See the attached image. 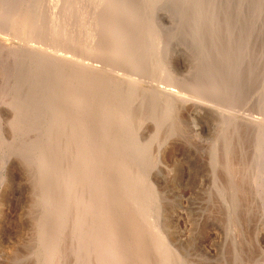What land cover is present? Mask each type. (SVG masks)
Instances as JSON below:
<instances>
[{"label": "rangeland", "instance_id": "374dc122", "mask_svg": "<svg viewBox=\"0 0 264 264\" xmlns=\"http://www.w3.org/2000/svg\"><path fill=\"white\" fill-rule=\"evenodd\" d=\"M75 1L77 0H0V24H3L0 25V46L6 48L4 50L0 48V57H2L0 58V264H77L79 258L83 260L80 264H111L112 259L115 260L114 256L121 259L120 264H144V262L145 264H264V0ZM126 9L127 11H125ZM53 14L54 16H52ZM56 16L59 18L57 19ZM64 19L71 22L66 23ZM80 22L81 24L83 22L82 26L85 27L92 23L86 29V32L89 31L86 33L87 36L89 34L102 37L101 34H105V32L110 34V37L105 34L109 39L103 37L107 42L100 38L102 40H99L96 46L103 51V54H109L108 51L119 49L118 45L125 51L126 44L132 38L133 43L130 41L132 45L131 43L130 46L128 45L130 48L127 47L125 52H121L123 59L122 57L118 59L119 62L127 61V65L129 63L127 56L133 52L135 47L136 50L137 48L143 50L145 42L147 47L149 46L145 51L137 50L138 54L144 52L143 60H146L140 61L142 60L141 54L140 56L137 54L135 57L136 60L139 58L137 61L140 62V64H136L137 68L144 70L146 67L152 71L144 72L146 74L145 82L141 79H139L140 82L133 81L139 86H136V90L130 94V97L125 99L126 93L124 90H120L122 88L118 87L119 89L116 88L117 90L114 91L111 87L113 86L112 80L104 79L114 75L118 79H123L122 81L126 80L124 74L128 67L125 65L126 63L122 66L124 71L117 70L115 74L106 72L105 75L108 73L106 77H104L105 75L102 77L105 83L102 86L99 85V82L98 85H95L101 90L98 91L95 87L96 91L93 90L95 91L92 92L93 94L89 89H92L94 87L92 84L97 81H94L89 73L95 71L96 67L93 69L86 67V70L80 73L77 72L78 68L74 69V67L81 66L83 62H88L87 59H80V63L83 61L80 64L79 58H72L69 56L70 53L65 54V51L69 49V44L73 43V39L72 41L70 38L68 44L66 41L65 48L57 40H65L64 38L67 36H64L65 31L71 26L76 29L73 34L80 33V35L77 34V37L82 39V36H85V33L83 34L85 27L83 28ZM79 25L84 30L83 35H81L82 29ZM63 26H66L67 29L65 30ZM78 27L81 31L78 30ZM113 27L118 30L115 34L113 33L116 31L112 33ZM63 30L64 35H62ZM137 30H139L138 33H136ZM34 31H39V34ZM148 31L150 34L153 32L152 35L147 33ZM13 32L23 35L19 34V37H16L17 40H15L16 38L12 41L7 40V47H4L2 37H7L8 33L12 35ZM121 32H124L129 40L125 39L128 42L125 41L126 43H123L122 46L125 44L126 47L124 45L122 48L119 43ZM24 33H27L26 36ZM67 33L69 34L68 31ZM140 33L142 34L140 35ZM146 33L148 38H146ZM50 34H53L54 37ZM154 34L156 43L152 46L153 41L150 44V41L147 42L144 39L153 40ZM116 36L117 38H115ZM88 37L91 38V36ZM102 42L106 44L101 46ZM108 42H112L114 45ZM142 43L143 46L140 47ZM105 46L109 47L106 49ZM59 47L66 50H61ZM156 47L157 50H155ZM152 48L158 52L156 53L154 50L152 52ZM9 49L12 50L11 54ZM79 49L76 51L80 53ZM7 54L8 56H6ZM105 54L99 58L106 61L108 55L105 56ZM18 55H20L19 58H17ZM155 55L157 56L155 57ZM151 56L152 60H150ZM159 58L162 63L158 60ZM153 61H156L154 66L157 64V67L149 66ZM157 61L161 63L160 66ZM65 62L66 64H63ZM142 63L146 65L139 67ZM166 64L177 69L176 77L178 78H175L177 83L174 81L173 88L172 82L166 81L164 77L166 76L165 70H167ZM97 65L99 64L97 63ZM161 66L163 68L160 74L164 79H160L159 75L158 81V77L155 78V76L157 75L156 71L160 72L159 67ZM155 68L154 73L153 69L155 70ZM69 70L72 71L69 72ZM140 70L136 72H140ZM73 71L76 73V77L74 74H70ZM149 72L152 73L150 76H154L153 79L157 80L156 82L155 79L151 80L149 75L147 78ZM84 76L90 77L89 81H84L85 84L82 79ZM70 77L72 81L68 83ZM138 78L136 79L138 80ZM73 79L77 80L76 83ZM150 80L152 83H147ZM122 81L120 82L125 84ZM153 82L157 84L154 85ZM162 82H166L165 84L170 90ZM79 83L81 87H78ZM145 83L152 86L148 85V87ZM161 87L163 89H160ZM174 87L177 88V93L172 92L176 90ZM86 88L87 90L84 91ZM140 88L149 91L150 94L145 90L138 91L141 90ZM109 89L118 92V94ZM151 89L155 92L150 91ZM76 90L79 91L76 92L77 94L84 95L85 98H87V91L90 92L88 99H92V101L95 99L93 105L89 106L91 109L89 107L83 109L85 106L82 100L85 98L77 104L74 103L75 106L72 105L73 101L70 103L73 100L72 97L76 95ZM160 91L164 94L163 97H156L154 93ZM66 92L74 95L71 96ZM120 94L122 98H120ZM142 94H148L145 95V105L148 104V106L142 107L145 109L152 106V108L149 109L150 112L142 108V111L134 110L135 113H145L144 118L139 121L143 120V123L132 126L133 130L137 128L142 130L141 135L138 137L134 134L128 136L126 129H120L117 133H120L119 137L116 140V145L120 144L118 150H122L121 155L125 153L124 150L127 147L125 142L129 144L132 142L131 144L134 146L128 149L131 153L128 152L129 154L124 155L126 157H122L123 160L130 157L133 164H130L132 167L130 166L128 168L130 171H127L129 175L131 172L130 176L133 179L131 186L134 191L126 193L128 197L126 199L123 195L122 180L119 181L120 176L116 174L112 177L113 180L111 179V183L107 184V188L115 189L108 193L106 202L111 204L107 208L112 205L113 209H110L114 211L115 207H119L115 208V212L107 209V213L110 214L102 215L96 213L94 203H88L89 209L95 211L93 210L92 215L91 210L86 213L87 215L84 213V217L86 216L87 220L89 217V220L84 225L83 233V229L78 225L77 227L73 225L75 217L73 210L77 206L76 197L67 199L66 182L70 180L71 176L69 177L66 173V168L72 167L76 162L77 155L73 153L74 145L71 146L72 148H69L70 146L65 148L66 145H63L65 144L63 142L64 135L71 124L72 127L74 126L73 119L76 117L72 118L71 123H53L56 111H61L60 107L64 102L71 104L67 113L70 110L73 113L82 108L81 111L85 113L83 112L81 116L85 117L86 112L90 110L85 119H89L88 127L93 131L92 129L96 127L97 115L105 113L106 107L112 105L115 108V114L105 116L107 119L105 121L106 129L109 130L112 126L116 128L114 117H117L118 110L123 107L121 105H124L123 102L129 101L130 106L134 103L132 107H138ZM105 95L107 97L104 98ZM115 95H119L118 98ZM99 98L105 99L103 100L105 105L102 104V100L100 104L97 103ZM164 99H167L168 102ZM166 106H168V114L174 115L167 116L168 119L161 116V108ZM74 109L76 110L74 111ZM131 113L125 114L124 117L126 116L128 119L132 116ZM146 114L148 115L146 116ZM83 116L82 118H84ZM144 119L147 120L144 121ZM122 120L123 118H121V122ZM142 125L143 127H141ZM66 129L67 131H65ZM58 132L62 134L59 133L61 137L55 145L54 140ZM101 132L99 134H102ZM73 139L76 140V136ZM45 154L46 157H43ZM72 154L75 155L74 158ZM71 156L72 158H70ZM69 163L71 164L69 165ZM64 169L66 170L64 171ZM141 177L143 178L140 179ZM54 178L59 179L55 180ZM119 184L121 187L117 186ZM150 192H155L152 197ZM113 193L116 195L113 196ZM137 195L147 199L144 201L146 204L143 203L145 206L136 204L138 202L135 200ZM115 196L117 197L115 198ZM119 197L124 198L122 200ZM125 199L126 202H124ZM65 215L67 216L65 217ZM99 219L102 220V223L96 230L95 222ZM112 219H117V227L112 224ZM90 222L91 224L93 222L92 225H95V229L91 224H88ZM89 225L92 226V232ZM143 225L147 229L144 230ZM118 229L123 230L120 234V245L118 244L120 248L117 247L114 256L106 257V254L103 255L105 251L102 249H98L99 253L96 250L79 252L80 248L76 245L77 239L78 241L79 239L91 241L94 236L96 240L94 237L91 242L86 240L90 245L94 241L97 242V233L95 232L102 230L106 235L112 236ZM104 232L101 236L105 235ZM74 249L75 254L73 253ZM59 253L61 254L59 255ZM94 254L99 255L95 256ZM145 255H147L146 259H144ZM91 260L94 262L92 263Z\"/></svg>", "mask_w": 264, "mask_h": 264}, {"label": "bare ground", "instance_id": "6f19581e", "mask_svg": "<svg viewBox=\"0 0 264 264\" xmlns=\"http://www.w3.org/2000/svg\"><path fill=\"white\" fill-rule=\"evenodd\" d=\"M75 2H78V0L77 1H75ZM71 4V3H70ZM72 4H74V3H72ZM121 4V3H120ZM65 5V4H64ZM67 5V8H69L68 7V4H66ZM73 6V5H72ZM71 6V7H72ZM75 6H77V5H75ZM44 7V6H43ZM62 7V6H61ZM74 7V6H73ZM131 7V6H130ZM32 8V7H31ZM132 8V7H131ZM130 8V9H131ZM42 9V8H41ZM38 10H39V8H38ZM63 10V9H62ZM35 11V10H34ZM61 11V10H60ZM77 11V10H76ZM125 11H127V9L125 10ZM74 12H75V10H74ZM48 13H50V12H48ZM47 13V14H48ZM81 13V12H80ZM79 13V14H80ZM132 13V12H131ZM10 14V13H9ZM110 14V13H109ZM141 14V13H140ZM42 15V14H41ZM45 15V14H44ZM75 15V14H74ZM77 15V14H76ZM81 15V14H80ZM20 16V15H19ZM29 16V15H28ZM31 16V15H30ZM52 16H54V14L52 15ZM61 16V15H60ZM84 16V15H83ZM113 16V15H112ZM130 16V15H129ZM24 17V16H23ZM57 17V16H56ZM72 17V16H71ZM77 17V16H76ZM110 17H111V15H110ZM131 17H132V14H131ZM34 18V17H33ZM39 18V17H38ZM55 18V17H54ZM59 18V16L57 17V19ZM79 18H82V17H79ZM21 19V18H20ZM46 19V18H45ZM44 19V20H45ZM77 19V18H76ZM85 19V18H84ZM131 19V18H130ZM129 19V20H130ZM41 20V19H40ZM65 21H66V19H64ZM63 20V21H64ZM70 20L72 21V19L70 18ZM74 20V19H73ZM88 20V19H87ZM7 21V20H6ZM5 21V22H6ZM25 21V20H24ZM35 21V20H34ZM71 21H69V22H71ZM86 21V20H85ZM90 21V20H89ZM131 21H132V19H131ZM130 21V22H131ZM146 21V20H145ZM68 21H66V23H67ZM68 22V23H69ZM77 22H78V20H77ZM133 22V21H132ZM40 23V22H39ZM50 23V22H49ZM76 23V22H75ZM86 24H87V22H85ZM119 23V22H118ZM124 23H125V21H124ZM2 24V23H1ZM0 24V25H1ZM33 24V23H32ZM40 24H42V23H40ZM71 24V23H70ZM80 24H81V22H80ZM82 24H83V22H82ZM82 24H81V26H82ZM89 24H92V23H89ZM89 24L85 27V26H82L83 28L85 27V31L82 29V27L79 25V27L82 29V31H81V29L78 27V30L79 31H81V35H83L84 33H85V36H82L83 38L81 39V38H79V37H77L78 35H80V33H77L76 35L75 34H73L74 32H75V28H74V26H71V28L69 27L68 29L66 28V26H63V27H65V30L67 29V31L69 32V34L67 33V31H65V35H64V30H63V32H62V35H64V36H66V38H64L65 40H61V41H59V40H57V37H56V40H57V42L58 43H60L61 42V44H65L66 43V41H67V43L66 44H68L69 42H70V38H71V40L73 41V43H70L69 44V46H68V50H66V49H64L65 48V45L63 46L64 48V50H66L65 51V54L66 53H70L69 54V56H72V58L74 57V58H79V61H78V59H77V61L80 63V61L81 60H83V59H87V61L88 62H83V63H85V64H83L82 62V64H81V66H77V67H74V69H76L77 70V68H78V71L77 72H81V71H85L86 70V67L87 68H94V67H96V69H95V71L97 70L98 72H95V71H93V72H95V73H93V72H90L89 74H91V77L94 79V81L96 80L97 82L95 83L94 81H93V83H95V84H92L93 86V88L91 89H89V91L92 93V92H95L96 91V89H94L95 87L97 88V90L99 91V90H101L99 87H97V86H95V85H98V82H99V85L101 84V86L105 83L104 82V80H102L103 78V76L105 75V73L106 72H110L111 74H115V72H117V70H123L124 68H122V66L124 65V63H126L125 61L124 62H119L118 61V59H120L121 57H122V53H123V49H120V46L118 45L117 47H119V49H116V48H114V49H116V50H110V51H108V53L110 54H105V56L106 55H108V59H106V61L105 60H102V59H100L99 57H103L102 55H104L102 52L103 51H101V49H98L96 46H97V44H98V42H99V40H100V38H102L103 39V37L104 38H106L107 36L108 37H110V34H107L105 31H103V32H105V34H107V36L103 33V34H101V36L102 37H99L98 35H95V36H97V37H95V36H93V35H89L88 34V36H91V38L90 37H88L87 35H86V33H88V32H86L87 30V28H89L90 26H89ZM120 24V23H119ZM3 25V24H2ZM25 25V24H24ZM48 25V24H47ZM60 25V24H59ZM62 25V24H61ZM71 25H74L73 23L71 24ZM77 25H78V23H77ZM4 26H5V24H4ZM7 26H9V25H7ZM13 26V25H12ZM15 26V25H14ZM19 26V25H18ZM30 25L28 24V27H29ZM76 26V25H75ZM123 26V25H122ZM21 28H22V26H20ZM19 27V28H20ZM26 27V26H25ZM24 27V28H25ZM59 27V26H58ZM62 27V28H63ZM92 27V26H91ZM116 27V26H115ZM115 27H113V30H112V33L114 32V31H116V32H114L113 34H115V33H117L118 32V30L117 29H115ZM18 28V27H17ZM32 28V27H31ZM49 29L51 28V27H48ZM53 28V27H52ZM74 28V29H73ZM99 28V27H98ZM117 28V27H116ZM118 28H120V27H118ZM124 28V27H123ZM146 28V27H145ZM23 29V28H22ZM21 29V30H22ZM27 29V28H26ZM25 29V30H26ZM33 29H35L34 27H33ZM54 29V28H53ZM52 29V30H53ZM92 29V28H91ZM91 29H88V30H91ZM125 29V28H124ZM5 30V29H4ZM17 30V29H16ZM30 30H32V29H30ZM37 30V29H36ZM56 30V29H55ZM120 30H121V28H120ZM156 30V29H155ZM40 31V30H39ZM39 31H37L38 32V34H39ZM84 31V32H83ZM92 31H93V29H92ZM91 31V32H92ZM110 31H111V29H110ZM109 30H108V33L110 32ZM121 31H124V30H121ZM138 31L139 30H137V32L136 33H138ZM10 32V31H9ZM20 32V31H19ZM35 32V31H34ZM37 32H35V33H37ZM78 32V31H77ZM82 32H83V34H82ZM95 32V31H94ZM100 33H102L101 31H99ZM125 32V31H124ZM124 32H121L122 33V35H121V41H119V43H121V48L122 47H124V45L122 46V44L123 43H126V42H128L129 40L131 41L132 40V38L131 39H129L128 40V36H125L124 35ZM128 32V31H127ZM126 32V34H128ZM150 32H151V30H150ZM150 32L148 31L147 33H149L150 34ZM5 33V32H4ZM22 33V32H21ZM31 33H32V31H31ZM98 33V32H97ZM111 33V35L112 36H114L113 34ZM145 33V32H144ZM144 33H143V35H144ZM146 33V38H148L147 36H148V34ZM153 33V32H152ZM152 33L150 34V35H152ZM9 35H7V37L6 36H4V38L2 37V39H3V41H2V45L4 46V47H7L6 46V44H7V40L9 41H12L13 39H15L16 37H19V34L18 33H16V32H13V33H11L12 35H10V33H8ZM25 34V33H24ZM27 34V33H26ZM26 34L24 35V36H26ZM34 34V33H33ZM44 34V33H43ZM59 36L61 35L60 34V31H59ZM57 34V35H58ZM94 34V33H93ZM99 34V33H98ZM119 34H120V32H119ZM129 34H130V32H129ZM142 33H140V35H141ZM21 35V34H20ZM23 35V34H22ZM21 35V36H22ZM51 35V34H50ZM53 35V34H52ZM51 35V36H52ZM56 35V34H55ZM142 35V36H143ZM3 36V35H2ZM8 36H9V38H8ZM15 36V37H14ZM28 36V35H27ZM33 36V35H32ZM31 36V37H32ZM34 36H36V35H34ZM39 36H41V35H39ZM58 36V37H59ZM118 37H119V35H117ZM117 36L115 37V38H117ZM38 37V36H37ZM46 37V36H45ZM48 37V36H47ZM52 37H54V36H52ZM67 37H68V39H67ZM106 38V39H109V38ZM155 34L153 35V40H149V39H144V40H146L147 42L148 41H150L149 43L151 44V41H153L154 43H152L151 45L152 46H154L155 45ZM24 38V37H23ZM26 38V37H25ZM60 38V37H59ZM63 38V37H62ZM61 38V39H62ZM114 38V37H113ZM115 38H114V40H115ZM120 38V37H119ZM130 38V37H129ZM150 39H151V37H149ZM40 39V38H39ZM43 39V38H42ZM41 39V40H42ZM49 39V38H48ZM101 39V40H102ZM106 39H103L102 41H104V42H107V40ZM128 40V41H126V40ZM142 39V38H141ZM15 40H17V38L15 39ZM20 40V39H19ZM31 40H32V38H31ZM34 40H35V38H34ZM36 40H38V39H36ZM56 40H55V42H56ZM100 40V41H101ZM113 40V39H112ZM113 40V41H114ZM138 40H139V37H138ZM48 41V40H47ZM47 41H45V42H47ZM54 41V40H53ZM65 41V42H64ZM112 41V42H113ZM118 41V40H117ZM126 41V42H125ZM128 42L126 45H127V47H129L130 46V43L133 41H131V42ZM14 42H16V41H14ZM14 42H11V43H14ZM20 42V41H19ZM22 42H23V39H22ZM33 42V41H32ZM38 42V41H37ZM44 42V43H45ZM49 42V41H48ZM75 42V43H74ZM112 42H108L109 44L111 43L112 45H114V43H112ZM145 42V41H144ZM1 43V42H0ZM43 43V44H44ZM133 43V42H132ZM132 43H131V45H132ZM28 44V43H27ZM101 44V46H102V44L103 45H105L103 42L102 43H100ZM147 43L145 42V46H143V43L142 44H140V47H142L143 46V48H145V49H148V47H147V45H146ZM150 44H148V45H150ZM154 44V45H153ZM1 45V44H0ZM26 45V44H25ZM126 45H125V47H126ZM129 45V46H128ZM47 46V45H46ZM54 46V45H53ZM52 46V47H53ZM56 46V45H55ZM100 46V48H103V49H105L104 47H101ZM110 46V45H109ZM109 46H107V47H109ZM138 46V45H137ZM33 47V46H32ZM34 47H35V45H34ZM39 47H41V46H39ZM52 47H50V48H52ZM106 47V46H105ZM107 47H106V49H107ZM114 47V46H113ZM126 47V48H127ZM0 48H2L1 46H0ZM15 48H17V47H15ZM60 48V47H59ZM62 48V47H61ZM60 48V49H61ZM78 48H80L79 50H81V52L79 53V51H76ZM125 48V51L127 50ZM130 48V47H129ZM136 48V47H135ZM134 48V50H133V52H131V54H129L128 56H127V54H126V56L128 57V65H127V63L125 64V65H127L126 67H127V69L125 70V72L126 73H124L123 71V73L126 75V80H124V81H122L123 79H118L116 76H108V77H106V75L108 74H106L104 77H106V78H104L105 80H107L108 79V81L109 80H112V84H113V86H111L112 87V89H114V91H115V89L116 88H122V89H120L121 91L122 90H124L125 91V93H126V96L124 97L125 99L127 98V97H130V94H133V92H134V90H136V88L139 86H137V84H135L133 81L134 80H136V81H139V79H141V80H146L145 78H146V72H148V71H152L150 68H149V70H148V68H146L145 67V69L144 70H140L139 68H137L138 66L136 65V64H140V62L138 63V59L136 60V57H135V55L137 56V54H138V52H137V50L138 51H145V49H139V48H137V50ZM151 48V47H150ZM3 50L4 49H6V48H2ZM8 49V48H7ZM37 49V48H36ZM39 49V48H38ZM53 49V48H52ZM63 49H61V50H63ZM155 49V48H154ZM153 48L151 49V51L153 52V50H154ZM22 50V49H21ZM21 50H20V52H21ZM24 50V49H23ZM26 50V49H25ZM42 50H43V48H42ZM41 50V51H42ZM60 50V51H61ZM122 50V51H121ZM135 50H136V53H134L135 52ZM150 50V49H149ZM155 50H157V47H156V49ZM154 50V51H155ZM9 51H10V54H11V52H12V50H10L9 49ZM28 51V50H27ZM52 51H54V50H52ZM76 51V53H74ZM101 51V52H100ZM106 51V50H105ZM104 51V52H105ZM124 51V52H125ZM1 52V51H0ZM13 52H15V51H13ZM45 52V51H44ZM47 52V51H46ZM122 52V53H121ZM141 52H139L140 54H141ZM146 52H149L148 50H146ZM145 52V53H146ZM156 52V51H155ZM158 52V51H157ZM156 52V53H157ZM4 53V52H3ZM19 53V52H18ZM28 53V52H27ZM51 53V52H50ZM55 53V52H54ZM74 53V54H73ZM102 53V54H101ZM151 53V52H150ZM161 53V52H160ZM23 54V53H22ZM32 54H34V53H32ZM49 54V53H48ZM52 54V53H51ZM73 54V55H72ZM101 54V55H100ZM124 54V55H125ZM140 54H138L139 56H140ZM142 54H144V52L142 53ZM141 54V55H142ZM3 55V54H2ZM42 55V54H41ZM44 55H46V54H44ZM63 55H64V53H63ZM62 55V56H63ZM134 55V56H133ZM145 55V54H144ZM149 55V54H148ZM151 55V54H150ZM6 56H8V54L6 55ZM13 56H14V54H13ZM19 56L20 55H18V57L17 58H19ZM24 56V55H23ZM25 56H26V54H25ZM56 56V55H55ZM58 56V55H57ZM68 56V58H70ZM157 55H155V57H156ZM159 56H160V54H159ZM162 56H164V55H162ZM161 56V57H162ZM32 57V56H31ZM35 57V56H34ZM38 57V56H37ZM49 57V56H48ZM65 57H66V55H65ZM65 57H64V59H65ZM146 57V56H145ZM153 57H154V55H153ZM0 58H2V57H0ZM4 58V57H3ZM38 58H40V57H38ZM47 58V57H46ZM67 58V59H68ZM140 58H142V60H140V61H144V60H146V59H144L143 60V55L140 57ZM147 58V57H146ZM151 58V59H150ZM149 59L150 60H152V56L150 57ZM28 59H29V57H28ZM34 59V58H33ZM53 59V58H52ZM59 59V58H58ZM61 59V58H60ZM81 59V60H80ZM122 59H123V57H122ZM155 59V58H154ZM164 59V58H163ZM162 59V60H163ZM3 60V59H2ZM34 60H36V59H34ZM158 60H160V58L158 59ZM16 61V60H15ZM22 61V60H21ZM36 61H38V60H36ZM60 61V60H59ZM120 61H122V60H120ZM30 63H31V61H29ZM47 62V61H46ZM45 62V63H46ZM64 62V61H63ZM68 62V61H67ZM73 62V61H72ZM77 62V63H78ZM147 62H148V58H147ZM147 62H144V63H146L147 64ZM154 62H156V61H153V63L151 64V62H150V64L151 65H149V66H154ZM160 62L162 63V61L160 60ZM159 61H157V63H159L158 65L160 66V63ZM40 63V62H39ZM61 63V62H60ZM75 63V62H74ZM78 63V65H80ZM97 63L99 64V65H97ZM149 63V62H148ZM163 63H165V62H163ZM52 64V63H51ZM55 64V63H54ZM57 64V63H56ZM63 64H66V62L65 63H63ZM69 64H71V63H69ZM101 64H102V66H101ZM145 64V65H146ZM31 65V64H30ZM43 65V64H42ZM45 65V64H44ZM143 63L141 64V65H139V67L140 66H145ZM157 65V64H156ZM154 66V67H157V66ZM169 65V64H168ZM51 66V65H50ZM76 66V65H75ZM162 66H163V64H162ZM159 67V69H161L160 70V72L158 73V71H156V68H155V70L153 69V72L154 71H156L157 72V75L155 76V78L156 77H158L157 79H158V81H159V75H160V79H162L163 78V75H162V78H161V72H162V68L163 67ZM166 66H167V64H166ZM43 67V66H42ZM59 67H60V64H59ZM64 67V66H63ZM153 67V68H154ZM45 68V67H44ZM62 68V67H61ZM71 68V67H70ZM165 68V67H164ZM167 68V70H165V74H166V76H164L165 78H166V81H170V82H172V88H173V83H174V81H175V78H178V77H176V75H178L177 74V72H176V70L177 69H175V68H173V67H171V66H167L166 67ZM18 69H20V68H18ZM29 69V68H28ZM37 69H39V68H37ZM64 69V68H63ZM30 70H33V69H30ZM36 70V69H35ZM34 70V71H35ZM75 70V71H76ZM140 70V72H136V71H139ZM148 70V71H147ZM163 70V71H164ZM72 71V70H71ZM70 70H69V72H71ZM68 72V73H69ZM121 72V73H122ZM145 72V73H144ZM167 72V73H166ZM179 72V71H178ZM83 73H85V72H83ZM82 73V74H83ZM150 73V72H149ZM147 73V78L152 74V73ZM155 73V72H154ZM29 74V73H28ZM71 75L72 74H74V76L76 77V73H74V71H73V73H70ZM88 74V75H89ZM162 74H164V73H162ZM138 75V76H137ZM149 75V76H148ZM154 75V74H153ZM70 76V75H69ZM124 76V75H123ZM123 76H122V78H123ZM15 77V76H14ZM61 77V76H60ZM59 77V78H60ZM68 77V76H67ZM71 77H73V76H71ZM71 77H70V80H69V82L68 83H71L70 81H72L71 80ZM139 77V78H138ZM145 77V78H144ZM151 77V76H150ZM153 77L154 76H152L151 78V80H154L153 79ZM136 78H138V80L136 79ZM63 79V78H62ZM82 79H83V82L84 81H86L87 82V80L89 81L90 80V77H87V76H84V77H82ZM150 79V78H149ZM148 79V80H149ZM164 79V78H163ZM147 81V83L148 82H151L152 83V81ZM177 80V79H176ZM57 81V80H56ZM73 81H74V79H73ZM76 81L77 80H75L74 82L76 83ZM80 81V83H81V80H79ZM92 81V80H91ZM120 81H122V82H124L125 84H123V83H121ZM143 81H141V82H143ZM155 82L157 81L156 79L154 80ZM65 82V81H64ZM82 82V83H83ZM86 82H84V84L86 83ZM118 82H120L121 84H122V86L120 87V83H118ZM140 82V81H139ZM145 82V81H144ZM143 82V83H144ZM66 83V82H65ZM80 83L78 84V87H81V85H80ZM92 83V82H91ZM91 83H90V85H91ZM108 83V82H107ZM147 83H145L147 86L149 85V84H147ZM150 83V84H151ZM161 83V82H160ZM166 83V82H165ZM165 83H163L162 82V84H165ZM175 83H177L176 81H175ZM140 84V83H139ZM153 84H154V82H153ZM157 84V83H156ZM156 84H154V85H156ZM169 84V83H168ZM61 85H62V83H61ZM108 85V84H107ZM119 85V86H118ZM145 85V86H146ZM153 85V86H154ZM171 85H170V87H171ZM82 86H84V85H82ZM86 86H87V84H86ZM137 86V87H136ZM143 86V85H142ZM149 86H152V85H149ZM148 86V87H149ZM168 85L167 84H165V87L166 88H168L167 87ZM176 86V85H175ZM67 87V86H66ZM68 87H70V86H68ZM72 87H75V86H72ZM77 87V88H78ZM105 87V86H104ZM155 87V86H154ZM163 87V86H162ZM160 88V89H163V88ZM36 88V87H35ZM45 88V87H44ZM99 88V89H98ZM102 88V87H101ZM110 88V87H109ZM118 88V89H119ZM142 89L144 88V87H141ZM140 88V89H141ZM151 88V87H150ZM150 88H148V89H150ZM178 88H179V85H178ZM38 89V88H37ZM42 89V88H41ZM74 89V88H73ZM138 90V91H144V90ZM147 89V88H146ZM158 89V88H157ZM169 89V88H168ZM174 89H176L175 91L173 90L172 92H176L177 93V88H175L174 87ZM181 89V88H180ZM87 90V88L84 90V91H86ZM93 90H95V91H93ZM110 90V89H109ZM117 90V89H116ZM170 90V89H169ZM190 90V89H189ZM26 91V90H25ZM62 91V90H61ZM70 91V90H69ZM106 91H107V89H106ZM111 91V90H110ZM110 91H108V92H110ZM146 91V90H145ZM150 91H153V92H155L153 89H151ZM70 92H72V91H70ZM74 92V91H73ZM77 92V90L75 91V93ZM79 92V91H78ZM77 92V93H78ZM90 92H88L87 91V98H85V96L84 95H81V94H77L76 93V95L75 96H73L71 93L69 94V93H67V94H69V95H71V96H73L72 98H73V100H71V102L70 103H72V101H73V104L72 105H74V103H79L82 99H84V100H82V103H83V105L85 106V108H83L84 110L85 109H87L91 104L93 105V101L95 100V99H93V101H92V99H88V95H89V93ZM102 92V91H101ZM111 92H113V91H111ZM148 94H150L149 93V91H146ZM162 91H160V92H156V93H154V95L157 97H163V93H161ZM192 92V91H191ZM100 93V92H99ZM103 93V92H102ZM102 93L100 94V98H101V96H102ZM113 93H115V94H118V92L116 93V92H113ZM113 93H111V94H113ZM124 93V94H125ZM144 93V92H143ZM158 93H160V94H158ZM182 93V92H181ZM185 93H187L186 91H185ZM66 94V95H67ZM93 94V93H92ZM95 94V93H94ZM110 94V95H111ZM148 94H142L141 96H140V101H139V105H138V107L137 106H135L134 108L132 107V105L134 104H132L131 106H130V104H129V101H124L123 102V100H121V102H123L124 103V105H121V106H123L122 108H120L119 110H118V113H117V117H114V122L116 123V128H115V126H112L109 130H107L106 129V120L107 119H105V116H107V115H112V114H115V108L111 105H108V107H106V109H105V113H103L104 114V120H103V114H99V116L97 115V118H96V122H95V124H96V127L94 128V129H92L93 131H91L90 130V128L88 127L89 125H88V123H87V121L89 120V119H85V118H87L88 116H87V112L88 111H90V110H86L87 112H86V116L84 117L83 115V117L84 118H82V116H81V114H83V112L84 111H81V109H77L78 110V112L76 113V109H74V111L75 112H73V113H71V110L67 113V109L70 107V105L71 104H69V102L68 103H62V106L60 107V112L59 111H56V116H54L55 117V119H54V121H52L53 123H56V122H58V124L59 123H61V124H66V123H68V122H72V118H74V117H76L75 119H73V127L70 125V128L68 129V131H67V129L65 130V131H67L66 132V134L64 135L65 136V140H63V142L65 143V144H63V145H66V147L65 148H67V147H69V148H72L71 146L72 145H74V154L75 155H77L76 157H77V159L75 160L76 162L72 165V167H68V168H66L67 169V171H66V173H68V175H69V177L71 176V178H69L70 180L68 181V182H66V185H67V193H68V195H67V199H71V197H72V199H73V197H76L75 198V200H76V208H74L75 210H73V211H75L74 212V214H75V217H74V215H71V216H73L74 217V221H73V225L74 226H76L77 227V225H78V227L79 228H81V229H83V233H84V225H85V223L87 224V221L89 220V217H88V220H87V217L85 216L84 217V213L86 214V213H89L90 212V210H91V215H92V213H93V210L92 209H89L90 208V206H88L90 203L92 204V203H94L93 204V206H94V208H95V210H96V213L97 214H102V215H105L106 213H107V209H110L111 207H112V205L110 206V208H107L108 207V205H110V204H108L109 202H106V199H107V197H108V193H110L111 191H114V189L113 190H111V189H108L107 188V184L109 183H111V181L113 180V178L112 177H114L116 174L118 175V176H120V180L119 181H121L122 180V183L121 184H123V195H125V198L127 199L128 197L126 196L127 194L126 193H129V192H131V191H134V188H133V186H131L132 185V181H133V179H131L132 177L130 176L131 175V172H130V175H129V172L128 171H130V169L128 170V168H130V166L132 167V163H131V161H130V157L127 159V160H129V161H127L126 160V158H125V160H123V158L124 157H126V156H124V155H126V153L127 154H129L128 152H130V150H128L129 148L131 149V147H134V146H132V142L129 144L128 142H125V146H127L126 147V149L124 150V154L123 155H121V153H122V150L121 151H119L118 150V147H120L119 145H116V140L118 139V135L120 134H117L118 132H119V130L120 129H126V131H127V134H128V136L130 135V136H132L133 134L136 136V137H138V135L140 136L141 135V131L139 130V128H137V129H135V130H133V128H132V126L134 127V125H136L137 123L139 124H141V123H143V120H142V122H139V121H141V119H143L144 118V115H145V113L143 112H137V111H142V109H144V107H142V106H148V104L147 105H145V102H146V97H145V95H148ZM174 94V93H173ZM188 94H190V93H188ZM187 94V95H188ZM96 95H97V93H96ZM104 95V94H103ZM182 95V94H181ZM118 96L119 95H115V97H117L118 98ZM191 96V95H190ZM189 96V97H190ZM58 97V96H57ZM105 97H107L106 95L104 96V98ZM114 97V98H115ZM133 97V96H132ZM177 97V96H176ZM195 97H197V96H195ZM71 98V97H70ZM71 98V99H72ZM89 98H90V96H89ZM99 98V99H100ZM120 98H122L121 97V94H120ZM119 98V99H120ZM165 98H166V96H165ZM181 98V97H180ZM108 99V98H107ZM106 99V100H107ZM124 99V100H125ZM148 99V98H147ZM154 99V98H153ZM153 99H152V101H153ZM158 99H160V98H158ZM167 99H168V97H167ZM165 100V101H167L168 102V100ZM173 99V98H172ZM182 99V98H181ZM194 99V98H193ZM66 100V99H65ZM101 100L102 99H100V100H98V104H100L101 103ZM103 100H105V99H103ZM103 100H102V102H103ZM110 100H111V97H110ZM135 100V99H134ZM175 100V99H174ZM67 101V100H66ZM69 101V100H68ZM179 101V100H178ZM187 101V100H186ZM105 102H107V101H105ZM171 101H169V104H171L170 103ZM95 103H96V101H95ZM96 103V104H97ZM108 103V102H107ZM122 103V104H123ZM172 103H174L173 102V100H172ZM55 104V103H54ZM64 104V105H63ZM75 104V105H76ZM102 104H104V102L102 103ZM129 104V105H128ZM136 104V103H135ZM163 104V103H162ZM168 106H171L172 107V105H169L168 103H166ZM74 105V106H75ZM105 105V104H104ZM137 105V104H136ZM193 105H194V103H193ZM198 105V104H197ZM168 106H166L165 108H161V111H159V112H161L162 114H161V116H162V118H167L168 119V117L167 116H169V117H171V116H174L173 114L172 115H170V113L168 114ZM174 106V105H173ZM51 107V106H50ZM59 107H58V109H59ZM72 107V106H71ZM77 107V106H76ZM140 107V108H139ZM150 108H152V106H149ZM162 107H164V106H162ZM52 108V107H51ZM74 108V107H73ZM80 108V107H79ZM90 108V107H89ZM138 108H139V110H138ZM142 108V109H141ZM150 108H145L144 110L146 111V109H147V111H149L150 112ZM57 109V108H56ZM57 109V110H58ZM91 109V108H90ZM137 109V113H135V111L134 110H136ZM141 109V110H140ZM150 109V110H149ZM94 110V109H93ZM143 110V111H144ZM73 111V110H72ZM48 112V111H47ZM131 112H134L133 114L131 113ZM171 113H172V111H170ZM53 113V112H52ZM85 113V112H84ZM97 113V112H96ZM128 113H131V117H129L130 118V120H128L127 119V117L125 118L124 117V115L125 114H128ZM174 113V112H173ZM46 114V113H45ZM92 114V113H91ZM90 114V115H91ZM160 114V113H159ZM175 114V113H174ZM48 115V114H47ZM89 115V114H88ZM130 115V114H129ZM148 114H146V116H147ZM176 115V114H175ZM120 116V117H119ZM121 116H123V117H121ZM151 116V115H150ZM155 116V115H154ZM93 117V116H92ZM110 117V116H109ZM149 117V116H148ZM155 117H157V116H155ZM121 118H123V120H122V122H121ZM150 118V117H149ZM153 118V117H152ZM49 119V118H48ZM176 119V116H175V118H174V120ZM109 120V119H108ZM145 120H147V119H144V121ZM49 121V120H48ZM104 121V122H103ZM130 121H131V123H130ZM43 122V121H42ZM88 122H90V121H88ZM50 123V122H49ZM104 123V125L102 126V124ZM157 123V122H156ZM91 124V123H90ZM134 124V125H133ZM49 125V124H48ZM144 125V124H143ZM143 125L141 126V127H143ZM49 126H52V125H49ZM63 126V125H62ZM61 126V127H62ZM65 126H67V125H65ZM95 126V125H94ZM144 126H146V124L144 125ZM56 127V126H55ZM69 127V126H68ZM72 127V128H71ZM259 127V126H258ZM57 128V127H56ZM59 128V127H58ZM65 128V127H64ZM92 128H93V126H92ZM132 128V129H131ZM145 128V127H144ZM96 129V131H94ZM51 130V129H50ZM100 131H102L101 133L102 134H99L100 133ZM144 131H146V130H144ZM260 131V130H259ZM61 132V131H60ZM60 132H58V134H56L57 136H55V145H56V143H58L57 142V140L61 137V135L59 136V133ZM98 133L97 135L95 134V133ZM121 132V131H120ZM63 133H64V131H63ZM125 133V132H124ZM60 134H62V133H60ZM145 135V134H144ZM63 135H62V137H64ZM75 136H76V140L75 139H73V138H75ZM127 136V135H126ZM157 136V135H156ZM106 137V138H105ZM158 137V136H157ZM124 138H126V137H124ZM124 138H122V139H124ZM62 139V138H61ZM147 139V138H146ZM157 139V138H156ZM142 140V139H141ZM62 141V140H61ZM78 141H79V144H78ZM122 141V140H121ZM124 141H125V139H124ZM132 141V140H131ZM145 141V140H144ZM52 142V141H51ZM118 143V142H117ZM121 143V142H120ZM124 143V142H123ZM141 143V142H140ZM59 145V144H58ZM110 145L112 146L111 148H110ZM113 145H115V146H113ZM149 145V144H148ZM47 147V146H46ZM52 147H54L55 148V146H52ZM137 147H139V145H137ZM51 148V147H50ZM63 148V147H62ZM64 148V149H65ZM58 149V148H57ZM121 149V148H120ZM123 149V148H122ZM51 151V150H50ZM54 151V150H53ZM75 151H76V153H75ZM55 152H58V151H55ZM142 152V151H141ZM146 152V151H145ZM64 153V152H63ZM131 153V152H130ZM139 153H140V151H139ZM162 153V152H161ZM170 153V152H169ZM58 155V154H57ZM63 155V154H62ZM74 155V156H75ZM68 156V155H67ZM72 156H73V154H72ZM72 156L70 157V158H72ZM74 156H73V158H74ZM39 157V156H38ZM43 157H46V154L43 156ZM123 157V158H122ZM48 158V157H47ZM62 158V157H61ZM51 160H53V159H51ZM50 160V161H51ZM132 160V159H131ZM39 161V160H38ZM176 161V160H175ZM49 163H51V162H49ZM54 163V162H53ZM52 164V163H51ZM58 164V163H57ZM71 163H69V165H70ZM130 164H132V165H130ZM55 165V164H54ZM53 165V166H54ZM61 165V164H60ZM40 167H42V166H40ZM47 167V166H46ZM50 167V166H49ZM66 169H64V171L66 170ZM44 170H45V167H44ZM128 170V171H127ZM131 170H132V168H131ZM58 173V172H57ZM56 173V174H57ZM60 173V172H59ZM142 173H144V172H142ZM59 175V174H58ZM142 175V174H141ZM42 176H44V175H42ZM62 176V175H61ZM64 176V175H63ZM62 176V177H63ZM67 176V175H66ZM65 176V177H66ZM134 176H136L135 174H134ZM138 177H139V175H137ZM117 177V176H116ZM115 177V178H116ZM68 178V176L66 177V179ZM114 178V179H115ZM134 178V177H133ZM143 177H141L140 179H142ZM55 179V178H54ZM57 179H59V178H57ZM57 179H55V180H57ZM112 179V180H111ZM65 180V179H64ZM63 180V181H64ZM117 181V180H116ZM135 181V180H134ZM116 183H118V181L116 182ZM135 183H136V181H135ZM48 184V183H47ZM136 185V184H135ZM134 185V186H135ZM154 185V184H153ZM104 186H105V188H104ZM117 186H120V184L119 185H117ZM111 187V186H110ZM116 187V186H115ZM121 187V186H120ZM119 187V188H120ZM62 188V190H63V187H61ZM112 188V187H111ZM118 188V190H120ZM151 188V187H150ZM65 189V188H64ZM117 189V188H116ZM145 189V188H144ZM136 190V189H135ZM146 190V189H145ZM116 191V190H115ZM121 191V190H120ZM107 192V193H106ZM118 192V191H117ZM139 192V191H138ZM55 193V192H54ZM152 192H150L149 194H150V196L152 197V195H153V193H155V192H153L152 194H151ZM159 193V192H158ZM42 194V193H41ZM112 194V193H111ZM110 194V195H111ZM114 194L116 195V193H113V196H114ZM132 194V193H131ZM137 194V193H136ZM135 194V195H136ZM55 195V194H54ZM66 195V194H65ZM155 195V194H154ZM161 195V194H160ZM41 196V195H40ZM112 196V195H111ZM110 196V197H111ZM112 196V197H113ZM118 196V195H117ZM117 196H115V198L117 197ZM65 197V196H64ZM109 197V198H110ZM111 197V198H112ZM130 197V196H129ZM132 197V196H131ZM147 197V196H146ZM150 197V198H151ZM108 198V199H109ZM114 198V197H113ZM120 198V197H119ZM122 198V197H121ZM120 198V199H121ZM124 198V197H123ZM123 198H122V200H123ZM126 199L124 200V202H126ZM132 199H134V198H132ZM132 199H130V200H132ZM144 199V200H143ZM154 199H156V198H154ZM52 200V199H51ZM110 200V199H109ZM117 200H118V198H117ZM129 200V199H128ZM129 200V201H130ZM136 201H138L136 204H143L144 203V201L145 200H147V199H145L144 198V196H138L137 195V198L135 199ZM65 201V200H64ZM110 201H113V199L112 200H110ZM135 201V202H136ZM152 201V200H151ZM153 201H155V200H153ZM54 202V201H53ZM119 202H121L120 200H119ZM134 202V201H133ZM89 203V204H88ZM149 203H151V202H149ZM74 204V203H73ZM119 205H120V203H118ZM121 204H122V202H121ZM144 204H146V203H144ZM143 204V205H144ZM157 204V203H156ZM48 205V204H47ZM142 205V206H143ZM159 205V204H158ZM116 206V205H115ZM145 206V205H144ZM152 206V205H151ZM119 207V206H118ZM117 207V208H118ZM139 207V206H138ZM154 207V206H153ZM57 208V207H56ZM91 208H93V207H91ZM116 208V207H115ZM115 208H114V211L113 210H111V209H113V208H111L110 210L111 211H113V212H115ZM116 208V209H117ZM152 208V207H151ZM55 209V208H54ZM53 209V210H54ZM69 209H71V208H69ZM144 209V208H143ZM147 209V208H146ZM52 210V209H51ZM60 210V209H59ZM67 210V209H66ZM89 210V211H88ZM94 210V211H95ZM110 210H109V212H110ZM148 210V209H147ZM71 211V210H70ZM118 211V210H117ZM64 212V211H63ZM66 212V211H65ZM55 213V212H54ZM68 213H70L69 212V210H68ZM67 213V214H68ZM149 213V212H148ZM150 213H152V212H150ZM57 214V213H56ZM60 214H61V217H62V213L60 212ZM60 214H58V215H60ZM72 214H73V212H72ZM107 214H110V213H107ZM57 215V216H58ZM87 215V214H86ZM96 215V214H95ZM115 215V214H114ZM67 215H65V217H66ZM109 216H112V215H109ZM59 218H60V216H58ZM64 217V218H65ZM69 217V216H68ZM92 217V216H91ZM106 217V216H105ZM93 218V217H92ZM97 218H99V217H97ZM103 218V217H102ZM101 218V219H102ZM112 218V217H111ZM115 218H117V217H115ZM66 219V218H65ZM91 219V218H90ZM101 219H99V221H94L97 225L95 226L96 227V230H97V228H99V226H101V223H102V220ZM105 219V218H104ZM103 219V220H104ZM97 220V219H96ZM107 220V219H106ZM113 220V219H112ZM117 220V219H116ZM116 220H113L112 222V224H114V226H116L117 227V224H118V221H116ZM106 222H108V221H106ZM148 222V221H147ZM66 224V223H65ZM88 224H91V222L90 223H88ZM92 224H93V222H92ZM91 224V225H92ZM71 225V224H70ZM103 225V224H102ZM145 225V224H144ZM144 225H143V229L145 230V228H146V226L144 227ZM66 226V225H65ZM93 226V225H92ZM91 226V227H92ZM93 226V227H94ZM38 227V226H37ZM42 227V226H41ZM71 227V226H70ZM89 227H90V225H89ZM90 227V228H91ZM95 227H94V229H95ZM113 227V226H112ZM74 228V227H73ZM114 228V227H113ZM142 228V227H141ZM141 228H140V230H141ZM154 228V227H153ZM60 229V228H59ZM67 229V228H66ZM93 229V230H94ZM100 229H101V227H100ZM99 229V230H100ZM115 229V228H114ZM113 229V230H114ZM142 229V230H143ZM147 229V228H146ZM61 230V229H60ZM79 230V229H78ZM77 230V231H78ZM91 230V232H92V228L90 229ZM123 230V229H122ZM121 230V231H122ZM139 230V231H140ZM43 231V230H42ZM75 231V230H74ZM121 231H120V229H118L117 230V232L116 233H114V235H112V236H108V235H106L105 234V232H104V236H101L102 235V230H101V232L99 231V232H95V233H97L96 234V236H97V242H95L94 241V243L93 244H88V242H91L92 241V238L94 237L93 236V234H92V238H91V241L89 240H87L88 242H86V240L85 241H81L80 239H79V241H78V239L76 240L77 241V243H76V245L80 248L78 251L79 252H84V251H89V250H96V251H98V249L99 250H104L105 252L103 253V255H105L106 254V257H109L110 255H111V257H112V255L114 256L116 253V250H117V247H119L120 248V246H118V244L120 243V237H121ZM60 232V231H59ZM90 232V233H91ZM46 233V232H45ZM76 234V233H75ZM74 234V235H75ZM78 234V233H77ZM79 234H80V232H79ZM85 234H86V231H85ZM140 234H141V232H140ZM73 235V236H74ZM83 235V234H82ZM47 236H48V234H47ZM46 237V236H45ZM58 237V236H57ZM70 237V236H69ZM68 237V238H69ZM84 238V236H81V238ZM99 237V238H98ZM157 237V236H156ZM161 237V236H160ZM160 237H159V240H160ZM59 238V237H58ZM58 238H56L57 240H58ZM123 238V237H122ZM154 238V237H153ZM94 239H95V237H94ZM93 239V240H94ZM156 239H158V238H156ZM65 240V239H64ZM96 240V239H95ZM52 241V240H51ZM61 241V240H60ZM75 241V242H76ZM55 242V241H54ZM158 242V241H157ZM122 243V242H121ZM55 244V243H54ZM160 244V243H159ZM162 244V243H161ZM48 245V244H47ZM120 245V244H119ZM158 245V244H157ZM165 246V245H164ZM163 246V247H164ZM53 247V246H52ZM51 247V248H52ZM78 247H76V248H78ZM162 247V246H161ZM55 248V247H54ZM65 248V247H64ZM75 248V249H76ZM160 248V247H159ZM75 249H74V252L73 251H71V252H73L74 254H75ZM126 249V248H125ZM50 250V249H49ZM77 250V249H76ZM61 251V250H60ZM59 251V252H60ZM78 251H77V253H78ZM92 251V252H93ZM127 251V250H126ZM173 251V250H172ZM64 252V251H63ZM100 251H98L97 253H99ZM50 253H52V252H50ZM67 253V252H66ZM90 253V252H89ZM94 253V252H93ZM57 254V253H56ZM61 253H59V255H60ZM68 254V253H67ZM70 254V253H69ZM82 254V253H81ZM81 254H79V255H81ZM49 255V254H48ZM58 255V254H57ZM83 255H85L84 253H83ZM91 255V254H90ZM95 256H98V255H96V254H94ZM101 255V254H100ZM148 255V254H147ZM147 255H145V258L144 259H146V256ZM94 256V257H95ZM126 256V255H125ZM49 257V256H48ZM80 257V256H79ZM92 257H93V255H92ZM105 257V258H106ZM115 257V260H113L112 259V263L111 264H120L121 262V259L119 258V257H116V256H114ZM144 257V256H143ZM179 257V256H178ZM70 258V257H69ZM76 258V257H75ZM91 258V257H90ZM89 258V259H90ZM181 258V257H180ZM61 259V258H60ZM64 259V258H63ZM82 259V258H81ZM80 258H79V260L78 259H76V260H78V261H76V262H78L79 264H80V262H82L83 260H81ZM99 259V258H98ZM143 259V258H142ZM58 260H59V258H58ZM107 260V259H106ZM67 261V260H66ZM92 261V260H91ZM123 261V260H122ZM74 262H75V260H74ZM73 262V263H74ZM94 262V260L92 261V263ZM100 262H102V261H100ZM100 262H98V263H100ZM77 263V264H78ZM95 263H97V262H95ZM123 263V262H122ZM147 263V262H146ZM162 263V262H161ZM75 264V263H74ZM102 264V263H101ZM108 264V263H107ZM144 264H145V262H144Z\"/></svg>", "mask_w": 264, "mask_h": 264}]
</instances>
